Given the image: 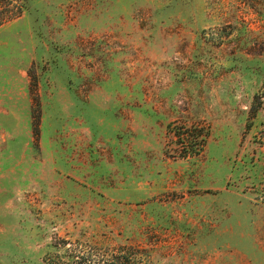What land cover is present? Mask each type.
<instances>
[{
    "label": "rangeland",
    "instance_id": "rangeland-1",
    "mask_svg": "<svg viewBox=\"0 0 264 264\" xmlns=\"http://www.w3.org/2000/svg\"><path fill=\"white\" fill-rule=\"evenodd\" d=\"M24 5L0 27V264H264V0Z\"/></svg>",
    "mask_w": 264,
    "mask_h": 264
},
{
    "label": "trees",
    "instance_id": "trees-1",
    "mask_svg": "<svg viewBox=\"0 0 264 264\" xmlns=\"http://www.w3.org/2000/svg\"><path fill=\"white\" fill-rule=\"evenodd\" d=\"M25 0H0V27L21 16L24 11ZM178 131L177 139L183 143V151L180 157H191L198 155L201 151L205 139L196 137L192 134L191 129L182 127ZM198 138V139H197ZM95 253L87 252L70 255L67 261L61 264H137L130 256L125 253L112 255L110 258H104L103 255L94 257Z\"/></svg>",
    "mask_w": 264,
    "mask_h": 264
}]
</instances>
